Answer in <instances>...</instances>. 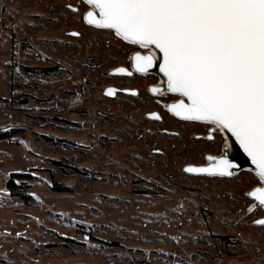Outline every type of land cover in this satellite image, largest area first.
Returning <instances> with one entry per match:
<instances>
[{
	"label": "rangeland",
	"instance_id": "374dc122",
	"mask_svg": "<svg viewBox=\"0 0 264 264\" xmlns=\"http://www.w3.org/2000/svg\"><path fill=\"white\" fill-rule=\"evenodd\" d=\"M88 9L0 0V133L12 132L0 140V264H264V209L247 195L258 178L184 171L220 155L223 135L165 110L176 96L151 93L156 75H110L141 49L87 24ZM108 87L137 93L109 98ZM12 173L31 174L28 204L6 188ZM183 199L201 216L180 211Z\"/></svg>",
	"mask_w": 264,
	"mask_h": 264
},
{
	"label": "snow or ice",
	"instance_id": "6c2138e0",
	"mask_svg": "<svg viewBox=\"0 0 264 264\" xmlns=\"http://www.w3.org/2000/svg\"><path fill=\"white\" fill-rule=\"evenodd\" d=\"M84 20L145 51H133L132 68L146 74L155 64L166 91L181 99L167 106L185 121L230 134L264 184V0H85ZM71 8V5H68ZM79 35V33H73ZM116 73H132L118 67ZM160 93L161 87H152ZM109 95L114 90L107 89ZM155 119L160 116L149 114ZM207 166L184 171L232 176L228 140ZM247 195L264 208V187ZM257 204H252V211ZM264 226V219L254 221Z\"/></svg>",
	"mask_w": 264,
	"mask_h": 264
},
{
	"label": "water",
	"instance_id": "95a60500",
	"mask_svg": "<svg viewBox=\"0 0 264 264\" xmlns=\"http://www.w3.org/2000/svg\"><path fill=\"white\" fill-rule=\"evenodd\" d=\"M73 8V7H72ZM73 9H76V8H73ZM90 10V8L87 10V11H89ZM91 26H93V25H91ZM73 33H76V32H71V35L72 36H75V37H78V35H73ZM120 67H124V66H120ZM118 68V67H117ZM125 68H128L129 69V71L132 73L131 75H128V74H122V73H116V72H114V69L113 70H111L110 71V75H113V76H126V77H131V76H133L135 73H137V74H144V73H139V72H136L133 68H132V62L130 63V67H125ZM116 69V68H115ZM149 73H155V74H157V75H161V76H163V74L160 72V70H159V64L157 63V64H155L152 68H150L149 69V71L146 73V74H149ZM164 77V76H163ZM165 78V77H164ZM165 80H166V78H165ZM152 87H155V86H151L150 87V89L152 88ZM109 88H111V89H113L114 90V94L113 95H109L108 93H107V89H109ZM165 89H166V86H165ZM118 92H122V93H125V94H131V95H135L137 92H136V90H128V89H124V90H120V89H117V88H114V87H108V88H106L105 90H104V95L105 96H107V97H109V98H114L115 97V95H116V93H118ZM154 96H158V93H153V92H151ZM179 100V99H178ZM177 101V100H176ZM175 102V101H174ZM174 102H171V103H174ZM155 113H157V112H155ZM150 114V113H149ZM149 114H147L146 115V117L148 118V119H150V120H157V121H161V116H160V119H155V118H153V117H151ZM172 114V113H171ZM172 115H174V114H172ZM175 116V115H174ZM229 136H230V134H228ZM230 138H231V140H232V142H233V145H234V149H235V155L234 156H229L228 155V158L230 159V160H232L233 162H234V164L236 165V167H234L231 171L233 172V175H234V173H236V172H241L242 170H243V168L245 167V166H247L249 169H251L252 171H253V169H254V166L252 165V163H251V160H250V158H248L247 157V155H246V153H244L243 152V150L239 147V144L238 143H236V141H235V138L234 137H231L230 136ZM221 155V154H220ZM219 155V156H220ZM208 156H218V155H208ZM207 156V157H208ZM209 163V162H208ZM208 163H207V165H208ZM207 165H205V166H207ZM254 172V171H253ZM193 174H195V175H208V174H206V173H193ZM232 175V176H233ZM209 176H220V175H209ZM232 176H220V177H232ZM259 187H261L260 185H258ZM258 186H256V187H258ZM250 198V197H249ZM250 199H252V200H254L253 198H250ZM255 201V200H254ZM256 202V201H255ZM257 203V202H256ZM258 204V203H257ZM261 219H264V218H261Z\"/></svg>",
	"mask_w": 264,
	"mask_h": 264
},
{
	"label": "trees",
	"instance_id": "16d2710c",
	"mask_svg": "<svg viewBox=\"0 0 264 264\" xmlns=\"http://www.w3.org/2000/svg\"><path fill=\"white\" fill-rule=\"evenodd\" d=\"M25 71L33 72L41 75H48L53 71V68H24ZM12 133V132H11ZM10 132L0 133V140L6 139L11 137ZM16 133V131H13ZM32 179L31 174H24V173H12L9 179L6 181V188L10 191V195L12 197H17L22 199L26 204L32 200V196L26 192L27 189L30 188L25 181H29ZM53 189L57 192H70L71 190L68 187L54 184Z\"/></svg>",
	"mask_w": 264,
	"mask_h": 264
},
{
	"label": "built area",
	"instance_id": "2783aa9c",
	"mask_svg": "<svg viewBox=\"0 0 264 264\" xmlns=\"http://www.w3.org/2000/svg\"><path fill=\"white\" fill-rule=\"evenodd\" d=\"M83 97V93L82 92H75L72 93L70 98H69V107L71 109H75L77 108L82 100ZM28 190V189H27ZM178 209L182 212H190L196 216H201V210L200 208L195 205L193 202L187 200V199H183L182 202L178 205ZM174 239L179 242V244L184 245L185 243H187V241L182 240V238H180L179 236H174ZM194 245H196V242H194ZM176 253V252H175ZM174 264H202V254H196L192 257L189 258V260H185L182 259V262L179 263H174Z\"/></svg>",
	"mask_w": 264,
	"mask_h": 264
},
{
	"label": "bare ground",
	"instance_id": "6f19581e",
	"mask_svg": "<svg viewBox=\"0 0 264 264\" xmlns=\"http://www.w3.org/2000/svg\"><path fill=\"white\" fill-rule=\"evenodd\" d=\"M83 1L85 2V0H83ZM89 8H91L90 5H89ZM86 23H87V22H86ZM87 24H88V23H87ZM93 27H95V26H93ZM96 28H97V27H96ZM150 74L156 75V76L158 77V83L155 84V85H153V86H155V87H156V86L161 87V89H162V91H161L160 93H158V96L165 95V94H173V93H169V92L166 91V89H165V86H166V80H165V78H164L163 76H161V75H157V74H155V73H149V75H150ZM141 75H147V74H141ZM175 95H178V94H175ZM178 96H179V95H178ZM179 99H181V97H180ZM170 104H172V103H170ZM170 104H165V105H164V108H165L166 110H168L167 106L170 105ZM170 113H171V112H170ZM219 133L223 135L224 139H227V140H228V143H229V145H230V147L226 150V151H227V155H229V156H234L236 152H235L234 145H233V142H232L230 136H229L227 133H221L220 131H219ZM224 151H225V149H224V145H223V148H222V152H221V154H222ZM218 156H219V155H218ZM242 171H249V172H252V173L255 175V173H254L251 169H249L247 166H245V167L243 168ZM238 173H239V171L236 172V173H234L233 176H235V175L238 174ZM260 186H261V187H264V184H261ZM261 208H262V207H261ZM263 209H264V208H263Z\"/></svg>",
	"mask_w": 264,
	"mask_h": 264
},
{
	"label": "flooded vegetation",
	"instance_id": "af4514ba",
	"mask_svg": "<svg viewBox=\"0 0 264 264\" xmlns=\"http://www.w3.org/2000/svg\"><path fill=\"white\" fill-rule=\"evenodd\" d=\"M138 47V46H137ZM139 48V47H138ZM140 49V48H139ZM135 51H140V50H135ZM141 51L143 52V51H145V50H143V49H141ZM166 95H172V96H176V98L173 100V101H169L168 103H165V104H170L171 102H174V101H176V100H178L179 98H180V96H178V95H175V94H166ZM164 104V105H165ZM165 109V108H164ZM166 110V109H165ZM168 111V110H167ZM169 112V111H168ZM170 113V112H169ZM171 114V113H170ZM172 115V114H171ZM174 116V115H173ZM176 117V116H175ZM177 119H180V118H178V117H176ZM180 120H183V119H180ZM185 121V120H184ZM186 122H195V121H186ZM195 123H200V122H195ZM200 124H203V123H200ZM205 125V124H204ZM214 126H212V125H207V129H206V131L207 132H209V129H211V128H213ZM218 132L219 133V130H215L214 132ZM207 134V133H206ZM208 135V137H209V135L210 134H207ZM212 137H214V133H213V135H211ZM199 138H201V139H205L206 137H205V135H199L198 136ZM210 139V138H209Z\"/></svg>",
	"mask_w": 264,
	"mask_h": 264
}]
</instances>
